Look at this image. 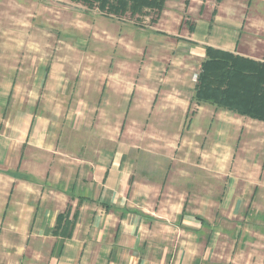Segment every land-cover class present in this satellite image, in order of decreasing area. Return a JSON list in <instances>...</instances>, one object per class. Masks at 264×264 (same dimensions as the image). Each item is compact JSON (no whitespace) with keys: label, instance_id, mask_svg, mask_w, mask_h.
Here are the masks:
<instances>
[{"label":"rangeland","instance_id":"obj_1","mask_svg":"<svg viewBox=\"0 0 264 264\" xmlns=\"http://www.w3.org/2000/svg\"><path fill=\"white\" fill-rule=\"evenodd\" d=\"M167 1L160 12L146 8L138 17L117 18L72 0H0V140H20L22 120L35 104L54 107L57 130L65 134L122 138L133 178L161 185L141 201L169 218L170 229L190 230L179 219L183 206L182 214L207 219L203 232L217 238L209 247L225 248L233 264L234 233L251 223L229 217L216 201L240 177V166L248 174V163L258 161L250 154L264 152V121L210 105L200 109L196 102L189 110L174 108L179 95L175 79L167 78L184 70L175 59L183 54L175 38L189 31L218 44L230 29L243 52L264 58V0ZM192 65L185 68L195 72L198 63ZM153 69L163 83L173 81L169 87L158 91ZM213 150L223 161L219 173L213 172ZM12 241L0 240V264H17L7 254ZM240 246L249 252L264 240Z\"/></svg>","mask_w":264,"mask_h":264},{"label":"crops","instance_id":"obj_2","mask_svg":"<svg viewBox=\"0 0 264 264\" xmlns=\"http://www.w3.org/2000/svg\"><path fill=\"white\" fill-rule=\"evenodd\" d=\"M230 31L223 29L225 37L218 44L195 38L197 31L175 38L183 53L175 59L181 60L184 70L173 73L175 77L168 74L167 79H175L170 82L179 95L172 103L174 108L180 105L189 110L195 102L206 46L264 61L243 52L236 35L231 38L227 34ZM193 62L198 63L195 72L185 68ZM155 72L150 70L149 75L158 91L169 87V80L163 83ZM156 100L154 97L153 104ZM197 105L200 109L210 105L226 110L208 103ZM31 110L22 120L19 141L0 140V240H14L7 254L14 256L17 264H227L231 253L209 247L217 238L214 233L203 232L207 219L208 223H202L192 214H182L183 206L179 219L190 230L176 224L170 229L169 218L152 209L148 201H141L140 197L150 199L149 193L159 186L160 190L161 185L145 176L133 178L125 140L65 134L57 130L54 107L38 108L35 104ZM219 133L222 135L216 130L217 138ZM250 155L248 158L254 156L258 161L248 163V174L245 164L240 166V177L233 176L222 200L216 201L229 217L251 223L248 229L234 233L239 245H234L233 264H264V246L249 252L240 246L244 241L264 240V152ZM210 156L216 159L213 172L219 173L223 165L219 151L213 150ZM167 228L171 233L165 232Z\"/></svg>","mask_w":264,"mask_h":264},{"label":"trees","instance_id":"obj_3","mask_svg":"<svg viewBox=\"0 0 264 264\" xmlns=\"http://www.w3.org/2000/svg\"><path fill=\"white\" fill-rule=\"evenodd\" d=\"M88 9L98 8L105 16L138 17L146 8L162 11L166 0H72ZM193 99L264 121V61L206 46ZM202 223L205 219L199 217Z\"/></svg>","mask_w":264,"mask_h":264}]
</instances>
